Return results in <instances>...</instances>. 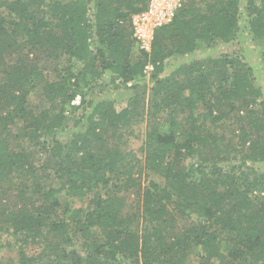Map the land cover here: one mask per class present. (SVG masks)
<instances>
[{
    "label": "trees",
    "instance_id": "1",
    "mask_svg": "<svg viewBox=\"0 0 264 264\" xmlns=\"http://www.w3.org/2000/svg\"><path fill=\"white\" fill-rule=\"evenodd\" d=\"M243 2L185 0L147 51L132 16L149 0H0V236L17 237L15 264H264V93L253 68L210 58L165 72L175 54L236 41ZM245 6L264 63V0ZM149 62L151 87L138 82ZM105 72L134 82L121 111L86 98L82 81ZM39 88L49 107L37 111ZM87 103L82 130L60 141L67 109ZM138 116L143 155L130 158L121 142ZM232 118L228 138L212 130ZM233 151L240 163L223 165ZM89 193L86 207L65 201Z\"/></svg>",
    "mask_w": 264,
    "mask_h": 264
},
{
    "label": "rangeland",
    "instance_id": "2",
    "mask_svg": "<svg viewBox=\"0 0 264 264\" xmlns=\"http://www.w3.org/2000/svg\"><path fill=\"white\" fill-rule=\"evenodd\" d=\"M258 4L261 3V0H256ZM244 6H242V12L240 14V32L238 35V39L229 44L224 43L220 40H216L210 45L207 43H203L202 46L199 47L194 53L181 55L175 54L173 57L166 60V73L170 72L175 66L190 62L192 60L203 59L208 60L210 58L219 59V58H240L244 63L251 66L254 70V84L258 85L262 88L264 93V63L261 58V49L257 45L256 40H254L253 36L249 33V23L248 20L245 19V15H247V0H244ZM95 10V8L93 9ZM135 55H139V52L135 49ZM208 62V61H207ZM76 63V71H79L83 64L80 62ZM49 66L50 69H53V63H45ZM88 80L82 81V88L85 91V95L87 100L90 101H106L112 103L116 111H121L127 105V99L132 95V89L129 88L134 82L130 83L128 87L121 85L118 81H113V75L105 72L99 78H87ZM138 82L148 84L151 87L154 83L150 76H147L142 79H138ZM149 93L147 94L146 104H149ZM263 97V98H262ZM260 98V100L264 99V95ZM144 104V101H141ZM30 104L31 107L35 110L39 111L44 108L49 107V104L46 102L45 97L42 94V90L39 88L35 90L30 95ZM87 103L85 106L82 105L80 109L73 110L67 109V117L69 120L66 122V129L57 135V138L60 141L66 142L68 139H71L76 133L80 132L82 128L81 125H76L75 123L79 120H83L84 114H86L90 109V105ZM244 113L242 112V115ZM144 115H147L145 112ZM162 119L166 118V114L162 113ZM166 116V117H164ZM235 119V118H234ZM234 119L227 120L223 123L222 128L220 127H211L212 130L218 134H223L227 136V138L231 134V130L238 127V124ZM164 120V119H163ZM209 125L210 123H206ZM166 128V126H165ZM24 129L22 124H18L13 128V134L15 139L13 144L16 142L22 143ZM125 139L121 142L122 149L126 154H129V157H142L141 146L143 141L145 140L146 133V123L142 116H138L132 119L131 126L127 131H125ZM110 138V137H109ZM110 140H112L110 138ZM237 142V139H235ZM234 142V143H236ZM27 145V144H26ZM14 146V145H13ZM29 150H34V147H28ZM238 153L231 152L228 157V162H223V165H230L232 162L240 163V159H234ZM37 160L36 163L39 165L43 162L44 157L41 154H36ZM197 157H191L189 159L190 163H197ZM251 163V162H248ZM259 169H264V164L259 165ZM151 178H154L157 181H162L156 175H152ZM93 193H89L87 196L79 198V197H68L65 198V201H68L72 208H80L86 207L92 198ZM20 247V243H18L17 237L14 234L10 233H2L0 236V264H15L18 263V250ZM33 247V246H31ZM123 264H133L130 260H124ZM191 264H199L198 256H194L192 258Z\"/></svg>",
    "mask_w": 264,
    "mask_h": 264
},
{
    "label": "built area",
    "instance_id": "3",
    "mask_svg": "<svg viewBox=\"0 0 264 264\" xmlns=\"http://www.w3.org/2000/svg\"><path fill=\"white\" fill-rule=\"evenodd\" d=\"M185 0H149L144 11L132 16L133 35L141 49L150 51L158 28L170 25L179 10L183 7ZM155 70L153 63H148L144 68V74L151 76ZM81 103V96H77L73 105Z\"/></svg>",
    "mask_w": 264,
    "mask_h": 264
}]
</instances>
